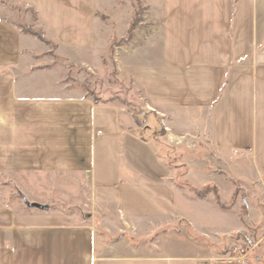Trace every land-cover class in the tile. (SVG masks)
Segmentation results:
<instances>
[{
    "label": "crops",
    "instance_id": "1",
    "mask_svg": "<svg viewBox=\"0 0 264 264\" xmlns=\"http://www.w3.org/2000/svg\"><path fill=\"white\" fill-rule=\"evenodd\" d=\"M14 1L36 12L59 55L95 64L106 0ZM141 1L157 26H139L117 66L152 108L149 128L61 87L60 74L34 66L37 43L0 16V172L81 175L85 205L107 230L168 228L167 247L96 258L94 230L77 214L13 213L0 199V264H221L188 231L215 242L245 226L231 196L264 176V0ZM197 148L210 150L218 171ZM205 185L218 199L185 187Z\"/></svg>",
    "mask_w": 264,
    "mask_h": 264
},
{
    "label": "rangeland",
    "instance_id": "2",
    "mask_svg": "<svg viewBox=\"0 0 264 264\" xmlns=\"http://www.w3.org/2000/svg\"><path fill=\"white\" fill-rule=\"evenodd\" d=\"M141 2V0H106V11L104 10L101 19L108 30L95 49L96 62L92 65L73 64L66 56L59 55L51 36L32 8L20 6L14 0H0V16L11 18L21 32L29 35L30 40L37 43L38 47L33 49L34 54L39 56L36 57L34 66L60 74L61 78L57 81L60 82L61 87L78 91L95 103L117 104L125 109L137 126L149 128L155 127L156 123L151 119L152 115L155 118L152 108L149 107L139 87L133 82L124 84L118 79L117 66L120 47L132 40L134 31L139 26L148 31L157 26V23L145 17V9ZM30 53L33 54L32 51ZM159 131L164 132L163 129ZM173 157L170 164L181 166V160L177 159V156ZM195 157L204 162L207 169L219 170L215 159L210 156L209 149L207 151L198 149ZM178 174H181V170H178ZM185 187L192 194L217 196L212 185L200 188ZM88 196L86 181L78 174L0 172V199L6 208L13 213L77 214L82 224L90 225L94 230L95 248L99 251L95 254L96 258L105 254H110V257L115 256L114 254L122 253L125 249L144 248L149 251L156 246L160 249L167 247L166 239L172 236L168 228L137 235L129 231L107 230L108 225L101 222L100 214L92 212L85 205L89 202ZM232 196L231 200L237 201L239 218L245 224L243 229L240 232H233L228 237L221 236L220 240L215 242L189 230L192 243L195 247L206 246L209 251L217 254L216 261L221 264H257L256 258H260L258 264H264V176L259 180L253 179L248 186H244L241 182L237 183ZM247 218L250 219L249 225L246 223ZM179 228L180 226L177 225L173 229L174 232L180 230ZM173 240H178L179 246L183 245L184 240L181 238ZM234 246L245 249V256L234 257L231 253ZM103 249H108L109 252H101ZM239 257L242 258L241 262Z\"/></svg>",
    "mask_w": 264,
    "mask_h": 264
},
{
    "label": "built area",
    "instance_id": "3",
    "mask_svg": "<svg viewBox=\"0 0 264 264\" xmlns=\"http://www.w3.org/2000/svg\"><path fill=\"white\" fill-rule=\"evenodd\" d=\"M231 253L234 255V257H236V256H239V255H241L242 257H244L245 256V249H243V248H241V247H239V246H234L232 249H231ZM239 260H240V262L242 261V258L241 257H239ZM243 263V262H242Z\"/></svg>",
    "mask_w": 264,
    "mask_h": 264
}]
</instances>
